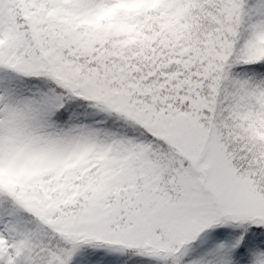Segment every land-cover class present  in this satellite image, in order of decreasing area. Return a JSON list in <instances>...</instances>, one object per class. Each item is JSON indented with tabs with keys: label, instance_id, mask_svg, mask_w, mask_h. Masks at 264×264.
I'll list each match as a JSON object with an SVG mask.
<instances>
[{
	"label": "snow or ice",
	"instance_id": "snow-or-ice-1",
	"mask_svg": "<svg viewBox=\"0 0 264 264\" xmlns=\"http://www.w3.org/2000/svg\"><path fill=\"white\" fill-rule=\"evenodd\" d=\"M128 2L0 0V264H264V0Z\"/></svg>",
	"mask_w": 264,
	"mask_h": 264
},
{
	"label": "rangeland",
	"instance_id": "rangeland-1",
	"mask_svg": "<svg viewBox=\"0 0 264 264\" xmlns=\"http://www.w3.org/2000/svg\"><path fill=\"white\" fill-rule=\"evenodd\" d=\"M160 2V0H130V2L126 3L127 5L126 6H131V9H129L128 11L126 10V12H136L137 10V7H139L142 3H143V7H145V5H150L151 7H155L158 3ZM142 7V8H143ZM103 14H101L93 23L96 25V26H101V18ZM127 25V24H125ZM127 30L130 31V25L127 26Z\"/></svg>",
	"mask_w": 264,
	"mask_h": 264
},
{
	"label": "trees",
	"instance_id": "trees-1",
	"mask_svg": "<svg viewBox=\"0 0 264 264\" xmlns=\"http://www.w3.org/2000/svg\"><path fill=\"white\" fill-rule=\"evenodd\" d=\"M141 8L142 7H139L136 11H138ZM116 11H117V9H111V10L103 13V16H102L103 19L101 21H108L107 27H113L114 26L113 23H112V18L114 16V14L116 13ZM115 26L118 27V29L120 31H128L127 28H126L128 25L125 26L124 23H121V24H118V25H115ZM133 27L134 26H130V28H131L130 31L133 29Z\"/></svg>",
	"mask_w": 264,
	"mask_h": 264
}]
</instances>
